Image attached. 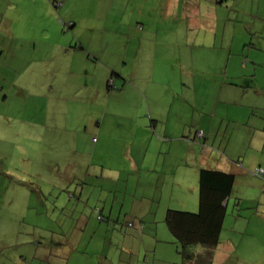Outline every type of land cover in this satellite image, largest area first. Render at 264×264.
Here are the masks:
<instances>
[{
    "label": "crops",
    "instance_id": "0c3cea01",
    "mask_svg": "<svg viewBox=\"0 0 264 264\" xmlns=\"http://www.w3.org/2000/svg\"><path fill=\"white\" fill-rule=\"evenodd\" d=\"M225 1H217L215 8H225L222 5ZM51 2L58 11L67 5L74 7L81 0H0V32L17 41L20 48L28 45L24 50H9L0 69L8 71L7 74L29 78L23 87L27 96L24 112L29 120L41 119V124L46 126L38 138H45L51 127H59L60 124H67L70 128L76 125L77 128L69 131L84 134V141L79 136L73 137L78 145L76 162L80 161L81 155L86 166L81 181L100 186L104 196H98V200L92 203L90 200L87 203L76 200V204H82L84 214H89L90 218L97 217L99 213L107 222L97 220L107 223V226L100 227L101 232L97 231L99 236H105L98 241L102 248L100 257L93 260L90 254H83L85 245L79 249L86 234L83 231L86 224L81 229L76 227L67 232L63 228L60 233L47 231L46 237L53 246H57L55 251L45 247L41 237V241L36 236L31 237L34 232L22 235L23 224L19 226L11 219L13 213H3L0 220L11 226L5 230V239L0 243V264H129L113 260L122 258L125 252L130 256L142 253L157 256L160 242L157 215L160 212L164 222L168 209L198 210V193L195 200L191 190L189 194L187 190H198V173L202 168L229 172L235 177L226 207L228 209L231 204L234 215L230 218L232 230L224 229L226 214L211 264H264V259L262 263L257 262L260 259L258 254L264 258V179L249 174L257 167L264 168V40L256 36V44L253 40L246 43L248 29L241 28L235 30L229 37L227 48L223 49L220 46H223L226 35L218 29V22L222 21L209 15L202 16V20L197 22V40H194L195 45L198 44L196 47L202 46V54L196 52L194 55V47H189V56L185 54L173 58L175 66L181 71L179 85L154 82V77L148 83L139 81L138 86L126 81L120 94L127 99L124 97L121 104L118 122L105 114L108 110L117 109L108 101L111 93H106L104 88L106 84L108 89H113L108 87L111 74H114L108 56H105L104 63L90 57L83 47L78 24L70 22L67 30L78 34V51L72 60L67 57L68 40L53 22ZM144 2L154 3V0H143L142 17L153 9L147 11ZM178 2L171 0L163 11L174 13L176 7L182 10L183 6ZM230 8L227 6L228 11H231ZM161 28L170 30V34L174 26L165 23ZM182 28L190 32L193 30L190 23H185ZM221 28H224L223 24ZM150 29L147 27L142 36L150 34ZM159 29L160 26L154 34L164 37ZM108 32L106 40L109 42L111 36L115 40V29L110 26ZM86 33L85 39H89V32ZM187 40L192 44L190 39ZM91 43L92 40L89 45ZM37 44L41 54L46 53L44 58L32 53ZM108 44L105 45L107 50ZM49 61L48 65L44 64ZM68 62H71L69 67ZM202 63L206 69L202 68ZM196 69H199L197 74L201 78L199 85L195 80ZM96 73L101 75L99 87L92 89L85 82L76 80L94 79ZM34 77L40 78L35 79L40 81L39 84L31 81L30 78ZM38 85L40 90H37ZM86 90L90 96L101 97L103 94L106 100L98 105L80 102V91L86 93ZM38 95L39 102L32 103L31 99ZM102 108L104 115L99 123H95V131L89 133L87 127L82 130L84 112L86 115V112ZM49 124H52L50 128ZM199 133L202 137L198 136ZM73 168H76L75 164ZM133 174L137 180L131 183L129 175ZM167 189L170 192L164 203L161 199L154 200L158 193ZM119 195L124 198L119 199ZM139 196L140 199L136 198ZM126 197L131 200H126ZM23 201L25 216L39 213L33 206V200ZM38 201L45 206L48 220L53 221L52 216L57 209L60 212L58 215H62L57 201ZM15 203V200H0V205L14 206ZM65 203L66 209L70 203ZM126 214L132 216L128 221L133 223L132 227L122 220ZM81 219L82 214L78 213L74 221L81 222ZM120 221L125 224H119ZM152 223L154 236L149 231L151 227H147ZM30 226L26 229H31ZM125 227L128 230L124 231ZM71 238H76L73 240V243L77 241L76 247L70 245ZM148 238L152 241L147 242ZM165 238L170 245L174 244L172 236L166 235ZM86 241L84 239V243ZM177 258L178 254L174 253L171 260L175 263Z\"/></svg>",
    "mask_w": 264,
    "mask_h": 264
},
{
    "label": "rangeland",
    "instance_id": "374dc122",
    "mask_svg": "<svg viewBox=\"0 0 264 264\" xmlns=\"http://www.w3.org/2000/svg\"><path fill=\"white\" fill-rule=\"evenodd\" d=\"M47 1L49 2L51 0ZM170 1L171 0H154V3L144 2V8H147V11L153 8L149 13L145 12L144 17H142L143 14L141 13L143 0H81V2L74 7L67 5L60 8L58 10L59 12L55 9L53 2H51L52 4L50 3L54 11L53 22L57 23L60 34L63 32V35H65L68 40L67 48L69 52L66 54L67 57L72 60V56L78 51V42L76 38L78 34L72 32V30H67V26L69 27L71 23L78 24L82 42L84 43L83 47L88 51L87 54L90 57L94 58L95 61L104 63L105 56H108V63L112 65L111 71L114 73L111 74L110 71V74L117 89H108L106 84L104 88L106 93H111L108 101L112 103L113 106H116L117 109L112 111L108 110L105 114L106 116L110 115L118 122L121 118V104L123 100L127 99L124 95L122 96L120 94L126 81L130 85L132 83L133 86H138L139 81L148 83L149 80L154 77V82L163 81L162 83L166 85H179L178 80H182L181 71L178 66H175L176 62L173 61V58L185 54L189 56V47H194V55H196V52H201L200 49H202V46L199 45V47H196L198 44L195 45L194 40H197L195 36V33L198 32L197 22L202 20V16L209 15L214 19L222 21L218 22V29L226 35L223 46H220L223 49L227 48L229 37L235 30L241 28L248 29V33L246 34L247 39L245 40L246 43L253 40L256 44V36L264 40V0H226L222 3V5L225 6L223 9L215 8L217 1L220 0H179L178 5L183 6L182 10L176 7L174 13L164 12L163 9L168 6V2ZM227 6L232 7L230 8L231 11H228ZM198 8H200V11ZM206 12H208V14ZM60 20L66 22V24H63V28ZM165 23H171L174 26L170 34V30L161 28ZM185 23H190L192 25L193 30L191 32L189 30L185 31L182 28ZM222 24L224 25L223 29L221 28ZM110 26H112V29H115L116 35L113 34L115 40H112L111 36L108 42L105 38V34L108 32V28L110 30ZM146 26L151 28L149 30L150 34L142 36L141 33L145 31L147 28ZM159 26V32L163 34L164 37L154 34ZM86 32H89V39H85V36H87ZM193 32V37H191ZM122 33L124 35H122ZM108 34L110 33L108 32ZM187 38L190 39V43L192 44L188 43ZM154 39L156 40L155 44ZM90 40H92V43L89 45ZM242 41L244 42V39H242ZM107 43H109L108 50L105 46ZM26 46L28 45H23L21 48L18 47L17 41H14L0 32V52L2 51L0 55V64H4L5 57L9 50H24ZM195 47L197 49H195ZM32 53L36 55V57L40 56L44 58L46 56V53L43 55L41 54L39 44L36 45ZM182 59L184 60V58ZM49 63L50 61L44 64L48 65ZM70 63L71 62H68V67ZM195 64H193L194 67ZM202 68L206 69L204 63H202ZM198 70L199 69H196V74ZM7 72L6 70L0 69V200H15L16 203L14 206H8V204L0 205V217H3V213H10V215L13 213L11 219L17 222L19 226L23 224L21 228L22 235L34 232L30 235L31 237L36 236L38 241H43L45 247H50L49 249L53 248L55 251L57 246H53L51 240L46 237L47 231L54 230L60 233V229L63 228V231L67 232L69 229L76 227L81 229L82 226L86 224V229L84 228L85 230L83 231H86L84 239H87L88 243L86 244L87 241L84 243L83 239L79 249L85 245L82 251L83 254H90L93 260H97L100 257L99 252H101L102 249L98 241L102 240L103 236H105V234L99 236L97 231L100 230V227L107 226V223H99L96 217H93L94 219L90 218L89 214H84L83 205L76 204V200H81L82 203H87L88 200H90L92 203L93 200H98V196H104V191L101 193L100 186H92L88 182L83 184L81 181L84 175L83 170L86 166L81 155L80 161L76 162L79 157L78 152H76L78 145L73 141V137L79 136L81 140L84 141L82 136L84 134L81 135L79 132L76 134V130L75 133L69 131L77 128L76 125H73L74 128H70L67 124H60L59 127L52 128L50 126L52 124H49V128L51 127L50 133H48L45 138H38L42 129H45L46 126L41 124V119L29 120L24 112V102L27 96L23 87L29 78L26 76L18 77L14 74H7ZM121 73H123V75ZM30 79L34 81V83L36 82V84L40 82L38 80L35 81V79L40 80V78L34 77ZM76 80L80 83L85 82L93 89L94 86H100L101 75L96 73L94 74V79L82 78L81 81L80 79ZM195 80L196 84L199 85L201 78L198 74ZM61 85L64 87L63 80ZM38 89L40 90L39 85L37 86V90ZM43 91L45 92L44 89ZM87 92V90L86 93L80 91V102H94V104L98 105L106 100L103 94H101V97L99 95L90 96ZM66 93H68V91ZM31 102L38 103L39 95L38 97H33ZM37 115H40V111H38ZM103 115V108L89 113L86 112V115L84 112L81 124L82 130L85 131L87 127V132L92 133L95 131L97 128L95 123H99ZM55 122H58V120ZM80 152L82 151H79V153ZM74 164L76 168H73ZM129 176L131 183L137 180L136 175L133 174ZM188 189V194L191 190L196 200L198 193L197 188L195 192L194 188ZM150 192H152V189ZM169 192L170 189H167L163 191V193H158L154 200L161 199L164 200V203ZM118 197L119 199L124 198L121 195ZM136 198L140 199V196ZM23 200H33V206L39 213L37 214L34 212L32 215L25 216L23 212ZM38 200L57 201L60 206L59 209H62V215H58L60 212L57 209V213L52 216L53 221L48 220V213L45 211V206L40 204ZM126 200L131 199L126 197ZM65 201L70 203L66 209ZM12 207L14 208L13 210ZM75 210L76 212H74ZM78 213H80V215L82 214V218H86V220L81 219V222L74 221L77 220ZM233 216L230 204L227 209V221L224 224V229H229V231L232 230V228H230L232 227L230 218ZM131 218L132 216L126 214L122 220L127 223ZM157 218V221H159V256H153L152 254H147V256H145V253L130 256L125 252L122 258H114L113 261L117 260L121 261V263L126 261L129 264H153L155 259V264H178L180 262L179 256L177 262L174 263V261L171 260L172 255L177 253L176 249L178 245L176 243L170 245L169 240H166V235L169 237H171V235H169V231L162 221L160 212ZM123 221H120L119 224L123 223ZM6 223L7 222L0 220V243L5 239V230L7 227L9 228L11 226L8 223V225H6ZM125 223H123V225ZM28 225H31V229H26ZM150 225L147 227L149 229L151 227L149 231L151 235L154 236V224L152 223V226ZM250 229L252 230V226H250ZM126 230L128 229L125 227L124 231ZM37 234L41 235L38 236ZM74 239L76 238H71L70 245L76 247L77 241L73 243ZM89 240H92L91 243ZM94 241L95 243H93ZM149 241H152V239L148 238L147 242ZM172 242H174V240H172ZM120 249L125 250V248ZM130 257L133 261H131ZM144 257L146 260H143ZM258 257L260 259H258L257 262L262 263L264 259L262 254H258ZM137 258H141L139 262Z\"/></svg>",
    "mask_w": 264,
    "mask_h": 264
},
{
    "label": "trees",
    "instance_id": "16d2710c",
    "mask_svg": "<svg viewBox=\"0 0 264 264\" xmlns=\"http://www.w3.org/2000/svg\"><path fill=\"white\" fill-rule=\"evenodd\" d=\"M108 87L117 89L112 78ZM234 178L229 172L202 168L198 173V210L168 209L165 212L164 223L178 245L179 264H211L214 249L219 244ZM126 225L132 227L133 223Z\"/></svg>",
    "mask_w": 264,
    "mask_h": 264
},
{
    "label": "built area",
    "instance_id": "2783aa9c",
    "mask_svg": "<svg viewBox=\"0 0 264 264\" xmlns=\"http://www.w3.org/2000/svg\"><path fill=\"white\" fill-rule=\"evenodd\" d=\"M60 22H61L62 25L65 24V23H63V21H61V20H60ZM65 26H67V25H65ZM67 27H68V26H67ZM198 136L202 137V134L199 133ZM250 174L253 175V176H256V177H258V178H262V179H264V168H262V167H258V168H256V169H254L253 171H251ZM96 212H98V210H96ZM98 214H99V213H98ZM97 218H98V220H103V218H102L100 215H98Z\"/></svg>",
    "mask_w": 264,
    "mask_h": 264
}]
</instances>
